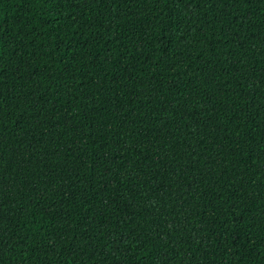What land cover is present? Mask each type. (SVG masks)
Wrapping results in <instances>:
<instances>
[{
  "label": "trees",
  "instance_id": "16d2710c",
  "mask_svg": "<svg viewBox=\"0 0 264 264\" xmlns=\"http://www.w3.org/2000/svg\"><path fill=\"white\" fill-rule=\"evenodd\" d=\"M0 264H264V0H0Z\"/></svg>",
  "mask_w": 264,
  "mask_h": 264
}]
</instances>
